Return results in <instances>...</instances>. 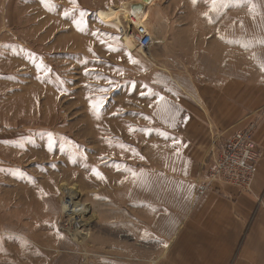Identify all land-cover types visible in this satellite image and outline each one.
I'll return each instance as SVG.
<instances>
[{
	"label": "rangeland",
	"instance_id": "374dc122",
	"mask_svg": "<svg viewBox=\"0 0 264 264\" xmlns=\"http://www.w3.org/2000/svg\"><path fill=\"white\" fill-rule=\"evenodd\" d=\"M210 3L0 0V264H157L226 139L216 89L236 70L264 91V0Z\"/></svg>",
	"mask_w": 264,
	"mask_h": 264
},
{
	"label": "crops",
	"instance_id": "0c3cea01",
	"mask_svg": "<svg viewBox=\"0 0 264 264\" xmlns=\"http://www.w3.org/2000/svg\"><path fill=\"white\" fill-rule=\"evenodd\" d=\"M260 44L264 48V38ZM233 75L214 88L221 92L220 102L209 113L208 125L211 132L228 137L250 122L256 123L254 137L260 157L250 188L242 191L216 184L190 212V204L185 202L181 216L170 227L176 230L174 238L161 239L163 250L157 264H264V99H259L264 91L251 101L253 89L244 85L242 72L235 70Z\"/></svg>",
	"mask_w": 264,
	"mask_h": 264
},
{
	"label": "built area",
	"instance_id": "2783aa9c",
	"mask_svg": "<svg viewBox=\"0 0 264 264\" xmlns=\"http://www.w3.org/2000/svg\"><path fill=\"white\" fill-rule=\"evenodd\" d=\"M126 29L120 26L119 32L123 37H129L132 45L138 51L145 52L154 45V40L148 28L139 25ZM256 123L250 122L242 130L233 132L218 146L214 143L210 151L214 150V158L208 167L209 181L198 182L197 197H202L213 182L235 186L242 191H248L255 172L260 152L255 142L254 133Z\"/></svg>",
	"mask_w": 264,
	"mask_h": 264
},
{
	"label": "bare ground",
	"instance_id": "6f19581e",
	"mask_svg": "<svg viewBox=\"0 0 264 264\" xmlns=\"http://www.w3.org/2000/svg\"><path fill=\"white\" fill-rule=\"evenodd\" d=\"M119 10V9H118ZM132 10L134 11V12H137L138 14H140L139 15V17L140 18H142V17H144V16H147V11H146V9L144 8V7H133L132 8ZM122 13V12H121ZM120 13V14H121ZM119 13H118V15H120ZM133 14V13H132ZM136 18H137V16H136V14H133ZM139 18V19H140ZM123 19H124V21L126 20V21H129V16L127 15V14H124L123 15ZM132 19V21L134 22V23H138L136 20H134L133 18H131ZM138 19V18H137ZM138 19V20H139ZM141 20V19H140ZM143 23V22H142ZM131 30V29H130ZM76 226V225H75ZM68 232V234H69V236L71 237V240L73 241V242H75V243H78L81 247H83V251H84V253L85 254H87L88 255V253H87V246L85 245V243L84 242H82V241H84L83 240V238H81L80 237V234L82 233V231H79V229H77V228H75L74 227V224H73V226L67 231ZM121 244V243H120ZM121 250V249H120Z\"/></svg>",
	"mask_w": 264,
	"mask_h": 264
},
{
	"label": "snow or ice",
	"instance_id": "6c2138e0",
	"mask_svg": "<svg viewBox=\"0 0 264 264\" xmlns=\"http://www.w3.org/2000/svg\"><path fill=\"white\" fill-rule=\"evenodd\" d=\"M42 2H44V0H42ZM70 2L74 3L75 0H70ZM193 2L195 3V0H193ZM226 6L224 3H223V0H211V3H210V11H216L218 7H224ZM65 16L69 15L68 12H65L64 13ZM205 15L207 16L208 14L205 13ZM81 16H83V13H81ZM211 22V20H210ZM79 24H80V21H77V26H78V29H79ZM129 62L130 63H137V61L133 60L131 58V56H129ZM262 70H264V67H262ZM164 98L161 96V97H158L157 99V106L160 107V101H163ZM93 109L96 111V113L98 114L99 112V107H100V102L97 101L95 104L92 105ZM167 107V105L165 104V108ZM130 131H132V129H130ZM93 174L98 178V179H103V177L101 176V174L99 172H97L95 169L93 170Z\"/></svg>",
	"mask_w": 264,
	"mask_h": 264
},
{
	"label": "water",
	"instance_id": "95a60500",
	"mask_svg": "<svg viewBox=\"0 0 264 264\" xmlns=\"http://www.w3.org/2000/svg\"><path fill=\"white\" fill-rule=\"evenodd\" d=\"M144 4H150V2L152 1V0H141Z\"/></svg>",
	"mask_w": 264,
	"mask_h": 264
}]
</instances>
